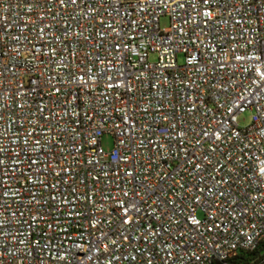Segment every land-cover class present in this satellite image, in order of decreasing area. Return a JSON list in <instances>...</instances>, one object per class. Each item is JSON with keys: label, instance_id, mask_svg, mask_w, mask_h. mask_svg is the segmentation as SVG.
<instances>
[{"label": "built area", "instance_id": "2783aa9c", "mask_svg": "<svg viewBox=\"0 0 264 264\" xmlns=\"http://www.w3.org/2000/svg\"><path fill=\"white\" fill-rule=\"evenodd\" d=\"M262 243L264 0H0V264Z\"/></svg>", "mask_w": 264, "mask_h": 264}, {"label": "rangeland", "instance_id": "374dc122", "mask_svg": "<svg viewBox=\"0 0 264 264\" xmlns=\"http://www.w3.org/2000/svg\"><path fill=\"white\" fill-rule=\"evenodd\" d=\"M160 28L167 29L169 27V19L167 16H162L159 20ZM179 63H182V58L178 59ZM252 112H246L238 117V126L240 128H246L250 125L252 120ZM101 146L106 154H109L113 150L114 141L112 136L106 134L101 138Z\"/></svg>", "mask_w": 264, "mask_h": 264}, {"label": "trees", "instance_id": "16d2710c", "mask_svg": "<svg viewBox=\"0 0 264 264\" xmlns=\"http://www.w3.org/2000/svg\"><path fill=\"white\" fill-rule=\"evenodd\" d=\"M261 253H264V243H262L261 247L259 248L258 251H256V253L252 254V256H259Z\"/></svg>", "mask_w": 264, "mask_h": 264}]
</instances>
